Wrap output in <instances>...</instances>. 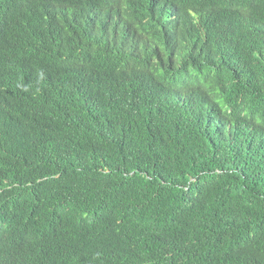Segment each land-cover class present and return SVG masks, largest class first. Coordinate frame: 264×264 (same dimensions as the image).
<instances>
[{
	"label": "trees",
	"instance_id": "obj_1",
	"mask_svg": "<svg viewBox=\"0 0 264 264\" xmlns=\"http://www.w3.org/2000/svg\"><path fill=\"white\" fill-rule=\"evenodd\" d=\"M0 233L11 264H264V0H0Z\"/></svg>",
	"mask_w": 264,
	"mask_h": 264
},
{
	"label": "clouds",
	"instance_id": "obj_2",
	"mask_svg": "<svg viewBox=\"0 0 264 264\" xmlns=\"http://www.w3.org/2000/svg\"><path fill=\"white\" fill-rule=\"evenodd\" d=\"M177 8V7H175ZM14 236L6 233H0V261L5 264H11V256L14 251H11L8 255H5L9 244L13 241Z\"/></svg>",
	"mask_w": 264,
	"mask_h": 264
}]
</instances>
